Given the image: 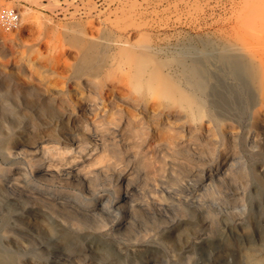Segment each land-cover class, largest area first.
Listing matches in <instances>:
<instances>
[{
    "label": "rangeland",
    "instance_id": "374dc122",
    "mask_svg": "<svg viewBox=\"0 0 264 264\" xmlns=\"http://www.w3.org/2000/svg\"><path fill=\"white\" fill-rule=\"evenodd\" d=\"M253 10L264 0H0V18L19 17L0 24V264H264V111L243 72L215 95L221 125L156 129L119 99L123 111L97 104L82 128L71 118L85 75H57L50 54L56 35L117 32L151 38L176 75Z\"/></svg>",
    "mask_w": 264,
    "mask_h": 264
},
{
    "label": "bare ground",
    "instance_id": "6f19581e",
    "mask_svg": "<svg viewBox=\"0 0 264 264\" xmlns=\"http://www.w3.org/2000/svg\"><path fill=\"white\" fill-rule=\"evenodd\" d=\"M250 3L251 8L255 9L253 1ZM256 21L260 23L259 29L250 24ZM111 34L100 36L90 32L67 38L70 41L56 35L50 46L51 62L57 75L72 66L74 72L85 75L79 91L75 90L80 94L81 101L76 107L73 106L75 110H71L70 118L77 126L84 127L97 104L103 112L123 111L125 108L116 102L119 99L130 107L132 101L135 109L151 116L156 129H163L174 121H181L180 126L189 124L203 130L210 123L221 125L225 117L218 113L215 95L225 99L229 90L226 75L230 73L238 76V72H243L253 86V106H258L257 111H264L263 10L249 15L239 14L234 20L223 23L219 38L207 37L210 51L205 53L202 50L205 48L203 42L202 48L196 50L195 59L180 60L176 75L165 70L176 59L160 57L158 47L151 43V38L143 39L136 46L123 40L120 33ZM67 44L74 48L72 52L78 56L75 65L68 61V54L72 53L68 51ZM208 54L217 57L221 84L209 82L211 75L205 68L204 58ZM93 86L98 88L99 101L90 99L87 90L84 91ZM214 99L217 101L214 102ZM127 111L131 114V111Z\"/></svg>",
    "mask_w": 264,
    "mask_h": 264
},
{
    "label": "built area",
    "instance_id": "2783aa9c",
    "mask_svg": "<svg viewBox=\"0 0 264 264\" xmlns=\"http://www.w3.org/2000/svg\"><path fill=\"white\" fill-rule=\"evenodd\" d=\"M19 17L16 13L7 11L0 18V24L2 26H14L18 23Z\"/></svg>",
    "mask_w": 264,
    "mask_h": 264
}]
</instances>
